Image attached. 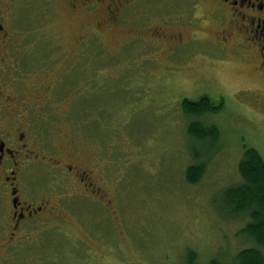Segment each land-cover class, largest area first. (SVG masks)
<instances>
[{"label":"rangeland","instance_id":"rangeland-1","mask_svg":"<svg viewBox=\"0 0 264 264\" xmlns=\"http://www.w3.org/2000/svg\"><path fill=\"white\" fill-rule=\"evenodd\" d=\"M189 1V10L185 0L166 10L158 0L142 10L150 25L139 10L109 28L103 10L20 14L12 109L27 112L38 135L27 184L50 197V217L13 252L0 239V264H238L256 246L242 232L249 216L230 215L223 196L242 182L245 146L264 158V70L232 49L234 35L218 42L225 33L209 1ZM181 17L183 27L168 26ZM178 33L188 45L170 53ZM203 97L216 112H183L184 99ZM195 119L219 128L215 142L189 135ZM200 164V181L189 183ZM77 170L104 198L88 197Z\"/></svg>","mask_w":264,"mask_h":264},{"label":"flooded vegetation","instance_id":"flooded-vegetation-1","mask_svg":"<svg viewBox=\"0 0 264 264\" xmlns=\"http://www.w3.org/2000/svg\"><path fill=\"white\" fill-rule=\"evenodd\" d=\"M164 1L165 6L168 4L166 10H174L169 5L174 7L175 1L179 0H172V3L171 0ZM185 1L189 10L190 1ZM204 1H209L211 6L212 17L209 18L223 27L225 35L218 42L231 41L234 35L232 49L253 58L256 65L264 70V0ZM157 4L158 0H0V239H7L6 250L13 252L16 243L29 238L45 224L46 217H50L45 214L50 197L46 193L36 195L27 184L31 176L30 156L38 142V135L29 126L28 113L23 116L12 109L17 99L15 92L22 86L12 76L20 67L18 52L16 55L20 14L28 10H39L40 15L41 10H103L109 28L124 23L130 13L127 10H139L140 24L148 25L152 16L142 10H155ZM187 21L181 17L168 26L183 27ZM163 29L167 28L163 26ZM110 31L121 33L122 29L118 27ZM140 31H145V28ZM142 35L136 37L141 38ZM161 35L158 32L153 39L159 40ZM187 42L181 33L171 35L167 43L172 48L170 53L176 48L186 47ZM121 55V58L124 57V53ZM200 121L195 119L193 122ZM72 170V166L67 167L68 174ZM74 172L75 180L88 197L92 200L104 198V191L95 183L90 172Z\"/></svg>","mask_w":264,"mask_h":264},{"label":"trees","instance_id":"trees-1","mask_svg":"<svg viewBox=\"0 0 264 264\" xmlns=\"http://www.w3.org/2000/svg\"><path fill=\"white\" fill-rule=\"evenodd\" d=\"M182 110L187 115L201 116L204 113L216 112L207 97L198 101L184 99ZM188 133L201 142H215L220 135L216 126H206L193 122L188 127ZM238 171L242 178L237 186L228 188L223 198L230 210V215L247 214L250 221L242 230L243 234L254 242L255 247L241 250L237 255L238 264H264V158L260 152L250 146L244 147L243 157L238 163ZM205 172L204 165L191 166L186 179L191 184L200 181ZM189 263L194 262V253L189 254Z\"/></svg>","mask_w":264,"mask_h":264}]
</instances>
